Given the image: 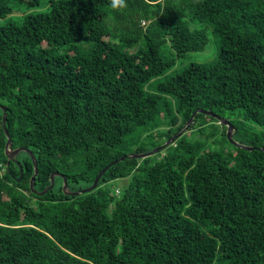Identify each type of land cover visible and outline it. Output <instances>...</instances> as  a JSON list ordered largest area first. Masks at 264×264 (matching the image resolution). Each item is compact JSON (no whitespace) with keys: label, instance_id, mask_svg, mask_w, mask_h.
Instances as JSON below:
<instances>
[{"label":"trees","instance_id":"trees-1","mask_svg":"<svg viewBox=\"0 0 264 264\" xmlns=\"http://www.w3.org/2000/svg\"><path fill=\"white\" fill-rule=\"evenodd\" d=\"M10 1L0 0V18ZM48 4L0 27V105L12 147L37 162L36 190L55 171L71 191L90 186L109 162L150 151L198 108L242 115L261 132L242 133L255 148L236 147L226 126L207 131L217 119L197 113L154 155L110 166L94 190L65 194L55 176L37 195L30 154H5L0 107V264H264V0ZM203 21L215 59L153 85L204 47L206 30L193 25ZM228 119L233 139L248 130ZM148 126H168L147 136L149 148L137 145ZM125 177L118 193L108 185Z\"/></svg>","mask_w":264,"mask_h":264},{"label":"rangeland","instance_id":"rangeland-1","mask_svg":"<svg viewBox=\"0 0 264 264\" xmlns=\"http://www.w3.org/2000/svg\"><path fill=\"white\" fill-rule=\"evenodd\" d=\"M9 6L11 8V12L7 16L0 18V27L4 26L10 22L20 23L26 15L35 14L38 12H47V10L49 8L48 0H40V4L38 6H35V7H28L25 4L18 3L16 1L12 0L9 2ZM193 25L197 26V27H203V29L206 30V33H207L206 44L200 50L190 51V52L186 53L184 56L177 58L174 66L172 68H170L164 74H161L157 78L153 79V81H152L153 85L155 84V82L165 80L166 78H168L172 74H176V73L180 72L183 68H185L191 62H211L215 59L216 54H217V39L215 38V36L211 32L210 26H208L205 21L197 22L196 24H193ZM164 53H165V51H164ZM150 89L153 90L154 88L150 87ZM173 110L175 112V109H173ZM233 116L234 115L230 116L229 113H226V114H224V116H221V117L226 118V119L230 118L235 122L243 120L244 122L242 124L248 128V130L240 129V132L238 134H236L234 137L235 141L241 143L240 141L247 140V138L242 136V133H244V131H248V132L254 133V134H259L261 132L260 127L254 125L253 123L248 122L246 119L243 118L242 115L241 116L237 115L234 117ZM222 126L223 125L219 124L218 121H212V124L207 126L208 127L207 131H209V130L211 131L213 128H215L217 133H218V131H221L223 129ZM160 128L166 129V128H168V126L167 127L161 126ZM164 129H159V128L158 129H156V128L152 129L150 126H148V128L142 134L140 133L141 137H140V141L137 145L142 144L143 146L149 148L150 144H149V140H147V136L149 134H153L155 136H158L160 133H163V131H165ZM186 131H187V128L184 131H182V133L186 132ZM219 135H217L218 137L213 138V139L220 138ZM176 137H178V136H176ZM175 138H173L170 141V143ZM166 141H167V139L159 145H162ZM262 142L264 144V140ZM159 145H157V146H159ZM157 146H155L154 148H156ZM133 148L134 147L127 148L126 152H130L131 149H133ZM154 148H151L150 150H152ZM128 154H130V153H128ZM128 179H129V177L117 179L111 183H108V185L114 186L116 192L118 193L121 190V188L123 187V185H125L127 183Z\"/></svg>","mask_w":264,"mask_h":264},{"label":"water","instance_id":"water-1","mask_svg":"<svg viewBox=\"0 0 264 264\" xmlns=\"http://www.w3.org/2000/svg\"><path fill=\"white\" fill-rule=\"evenodd\" d=\"M0 107L2 108L3 110V114H2V126H3V129H4V133L7 137V141L5 143V147H4V150H5V154L7 156L8 159H14L15 156L20 152V151H27L30 156H31V159L33 161V167H34V172L30 178V181H29V186H30V189L36 193L37 195H43L45 192L49 191L52 187H53V184H54V177L55 176H61L63 178V184H62V190L65 194H68V195H79L81 193H86V192H90L92 190H94L99 182V179L101 178V176L103 175V173L110 167L112 166L113 164H116L117 162L119 161H122L123 159H125L126 157H137V158H145V157H148V156H152L154 155L155 153H157L160 149H163L164 147H166L167 145H169L170 141L175 138L176 136H179L182 131H184L188 125L193 121V118L194 116L197 114V113H203V114H208V115H211L213 116L214 118L217 119L218 123L226 126V135H227V138L228 140L230 141L231 144L235 145L236 147H241V148H245V149H248V150H251L255 147L253 146H249V145H245V144H242V143H239L237 141H235L233 138H232V134H233V125L232 123L230 122L229 119H226V118H222L221 116L215 114V113H212L208 110H204L202 108H198L196 110H194L189 119L187 120V122L185 123V125L180 129L178 130L174 135H172L170 138L167 139L166 142H164L162 145H159L157 146L156 148L150 150V151H147V152H144V153H133V154H129V155H122L120 156L119 158L117 159H114L112 160L111 162H109L105 167H103L96 175V177L94 178L92 184L88 187H85V188H82V189H79V190H74V191H71L68 189V184H67V180H66V177L60 173V172H53L50 174V183L45 186L41 191H38L34 188V180H35V176L37 174V171H38V165H37V162L33 156V154L30 152L29 149L27 148H24V147H17V148H13L12 147V138L6 128V118H7V112H6V108L1 106ZM262 150H264V148H261ZM22 176V168H20V175L19 177L17 178V181L20 180Z\"/></svg>","mask_w":264,"mask_h":264},{"label":"clouds","instance_id":"clouds-1","mask_svg":"<svg viewBox=\"0 0 264 264\" xmlns=\"http://www.w3.org/2000/svg\"><path fill=\"white\" fill-rule=\"evenodd\" d=\"M116 4H119L121 7L124 6V0H115ZM115 6V5H114Z\"/></svg>","mask_w":264,"mask_h":264}]
</instances>
